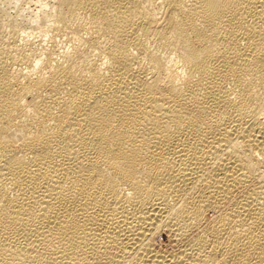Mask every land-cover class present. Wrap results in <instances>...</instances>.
Wrapping results in <instances>:
<instances>
[{"label": "bare ground", "instance_id": "obj_1", "mask_svg": "<svg viewBox=\"0 0 264 264\" xmlns=\"http://www.w3.org/2000/svg\"><path fill=\"white\" fill-rule=\"evenodd\" d=\"M0 264H264V0H0Z\"/></svg>", "mask_w": 264, "mask_h": 264}, {"label": "rangeland", "instance_id": "obj_2", "mask_svg": "<svg viewBox=\"0 0 264 264\" xmlns=\"http://www.w3.org/2000/svg\"><path fill=\"white\" fill-rule=\"evenodd\" d=\"M32 4H33V2L30 3L31 6H32ZM35 35H36V34L32 35V37H30V39L32 40V39H35V38H36L34 41H36V40L38 41V39H39L40 37H38V35H36V37H35ZM37 38H38V39H37ZM32 41H33V40H32Z\"/></svg>", "mask_w": 264, "mask_h": 264}]
</instances>
